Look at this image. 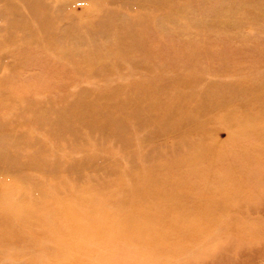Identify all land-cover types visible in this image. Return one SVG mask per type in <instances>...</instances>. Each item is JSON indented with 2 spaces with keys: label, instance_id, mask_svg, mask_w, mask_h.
<instances>
[{
  "label": "rangeland",
  "instance_id": "rangeland-1",
  "mask_svg": "<svg viewBox=\"0 0 264 264\" xmlns=\"http://www.w3.org/2000/svg\"><path fill=\"white\" fill-rule=\"evenodd\" d=\"M0 264H264V0H0Z\"/></svg>",
  "mask_w": 264,
  "mask_h": 264
}]
</instances>
